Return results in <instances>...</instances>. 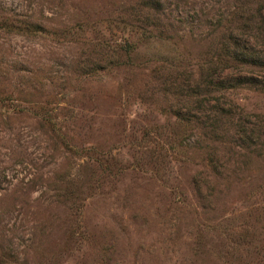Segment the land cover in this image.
Here are the masks:
<instances>
[{
  "label": "rangeland",
  "instance_id": "374dc122",
  "mask_svg": "<svg viewBox=\"0 0 264 264\" xmlns=\"http://www.w3.org/2000/svg\"><path fill=\"white\" fill-rule=\"evenodd\" d=\"M0 264H264V0H0Z\"/></svg>",
  "mask_w": 264,
  "mask_h": 264
}]
</instances>
